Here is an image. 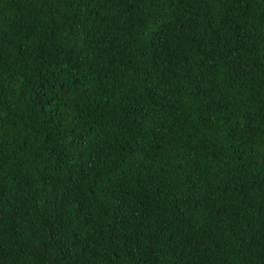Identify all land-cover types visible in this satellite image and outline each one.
<instances>
[{
	"label": "trees",
	"instance_id": "trees-1",
	"mask_svg": "<svg viewBox=\"0 0 264 264\" xmlns=\"http://www.w3.org/2000/svg\"><path fill=\"white\" fill-rule=\"evenodd\" d=\"M0 264H264V0H0Z\"/></svg>",
	"mask_w": 264,
	"mask_h": 264
}]
</instances>
